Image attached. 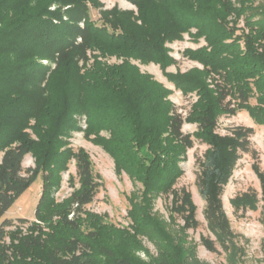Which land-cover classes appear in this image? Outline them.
<instances>
[{
	"label": "trees",
	"instance_id": "obj_1",
	"mask_svg": "<svg viewBox=\"0 0 264 264\" xmlns=\"http://www.w3.org/2000/svg\"><path fill=\"white\" fill-rule=\"evenodd\" d=\"M128 1L134 9L105 8L101 0H0V216L41 177L34 219L18 217L15 224L5 218L0 224V264H210L182 234L171 235L167 221L153 211L154 200L165 196L169 222L182 220L179 232L197 227L190 191L175 187L194 140L206 144L196 185L215 235H201V243L215 251L214 241L225 246L234 237L221 195L241 154L251 150L253 129L236 125L222 134L217 126L221 115L245 110L264 127V3ZM91 8L98 10L97 19ZM184 34L204 40L183 50L200 67L167 71L176 60L166 44ZM111 56L121 60L109 63ZM134 61L158 64L174 89L195 95L184 116L169 98L172 89ZM185 122L196 129L184 132ZM74 131L101 146L115 173L131 180L128 226L86 207L102 180L89 153L70 145ZM27 154L33 165L23 167ZM71 160L72 190L56 201L53 192ZM253 168L260 196L236 195L230 199L235 208H256L259 200L264 208V173L256 163ZM142 238L155 245V255Z\"/></svg>",
	"mask_w": 264,
	"mask_h": 264
},
{
	"label": "rangeland",
	"instance_id": "obj_2",
	"mask_svg": "<svg viewBox=\"0 0 264 264\" xmlns=\"http://www.w3.org/2000/svg\"><path fill=\"white\" fill-rule=\"evenodd\" d=\"M105 8H109L114 4L122 9L132 8L134 6L128 0H101ZM264 3V0H255V3ZM52 6L51 8H53ZM91 17L97 19L99 14L95 8L90 9ZM243 20L239 21V26H243ZM79 40V38H78ZM204 40L201 38L195 42L188 34H184L182 40H175L167 43L176 62L169 65L167 71H185L193 66L200 65L183 55V50L187 47L195 48L203 45ZM107 62H119L121 59L111 56L106 59ZM43 63H47L45 59ZM141 71L150 73L155 79L162 82L165 86L172 89L169 98L174 103L175 109L183 116L187 113L190 103L195 99L194 94L183 95L179 90L174 89L171 82L167 80L162 69L156 63L149 62L141 64L134 61ZM251 103L255 102L254 98L250 99ZM85 117H79V124L82 128L86 126ZM244 125L252 127L253 132L249 136L250 151L241 154L238 159L233 173L223 188L221 199L225 216L228 220L229 227L234 237L231 241H226V247L214 241L215 251L208 250L200 240V236H208L215 239V235L207 228L206 221L203 216L204 200L198 192L196 185V175L198 171L197 161L202 156L206 144L194 140L193 146L186 151L185 158L180 161L183 173L177 179L175 187L186 188L192 195V200L196 205V219L198 225L195 228H189L184 233L178 231L176 224L182 223L177 216L175 224L169 222L168 209L166 204L168 199L165 196H159L154 200L153 211L160 218L167 221L165 228L171 235L177 237L182 234L185 238L186 245H189L195 251L198 258L209 262L210 264H264V208L262 202H257L256 208H235L230 199L236 195H240L246 191H256L260 196V181L253 168L256 163L258 168L264 173V127L254 122L247 111L240 110L233 115H221L218 119L217 130L220 133H227L232 126ZM196 129L195 124L183 123L182 130L184 132H192ZM105 134V132H102ZM70 145L76 149L83 147L90 155L93 163V169L100 174L102 186L94 200L86 205L87 208L99 212L106 213L108 220L120 226H128L130 219L127 216L128 201L126 195L133 189L131 180L124 172L117 175L114 170L113 159L97 144L85 138L82 131H74L69 137ZM33 165V158L27 154L22 160V166L27 167ZM75 173L74 161L68 164V169L61 173L60 185L53 194L56 201H60L72 190L68 183L69 174ZM139 186V184H138ZM41 192L40 175L32 183V185L15 198L11 206L0 216V224L5 218L12 219L17 224V218L23 217L30 220L34 219L35 207ZM13 226H7L5 229H12ZM7 241V237H5ZM143 245L148 249L151 255H155L157 250L155 245L149 240L142 238ZM136 253L143 259L147 260L148 255L143 250H137Z\"/></svg>",
	"mask_w": 264,
	"mask_h": 264
},
{
	"label": "built area",
	"instance_id": "obj_3",
	"mask_svg": "<svg viewBox=\"0 0 264 264\" xmlns=\"http://www.w3.org/2000/svg\"><path fill=\"white\" fill-rule=\"evenodd\" d=\"M83 120V122H84V119H82ZM84 124H85V122H84Z\"/></svg>",
	"mask_w": 264,
	"mask_h": 264
}]
</instances>
